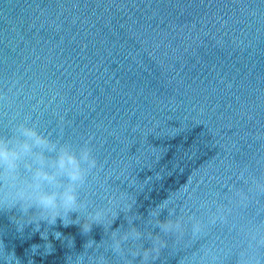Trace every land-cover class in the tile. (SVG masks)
Returning <instances> with one entry per match:
<instances>
[{
  "label": "water",
  "instance_id": "water-1",
  "mask_svg": "<svg viewBox=\"0 0 264 264\" xmlns=\"http://www.w3.org/2000/svg\"><path fill=\"white\" fill-rule=\"evenodd\" d=\"M9 88L0 135L13 117H31L74 145L91 138L105 171H124L112 187L134 182L138 213L185 189L224 195L242 186L239 169L264 175V0H0V89ZM90 238L100 242L102 229L84 236L58 223L45 241L0 214V240L21 264H66ZM160 264L176 261L165 253Z\"/></svg>",
  "mask_w": 264,
  "mask_h": 264
},
{
  "label": "clouds",
  "instance_id": "clouds-1",
  "mask_svg": "<svg viewBox=\"0 0 264 264\" xmlns=\"http://www.w3.org/2000/svg\"><path fill=\"white\" fill-rule=\"evenodd\" d=\"M11 91L0 89V107L12 105ZM8 126L9 133L0 135V214L8 216L16 232L23 235L31 227L48 241L58 223L77 226L84 236L94 228L103 231L100 242L88 239L83 251L66 256V264H160L165 253L176 264H264V175H255L248 166L234 173L242 186L232 183L224 195L199 198L185 189L145 216L135 210L134 182L124 190L109 183L120 181L124 171H105L91 138L74 145L42 131L31 117L19 122L13 117ZM121 216L123 222L114 228ZM216 228L226 233L223 239L214 235ZM51 234L74 248L73 238L60 231ZM40 248L32 245V255ZM43 248L45 256L54 251L51 242ZM0 261L21 264L2 240Z\"/></svg>",
  "mask_w": 264,
  "mask_h": 264
}]
</instances>
